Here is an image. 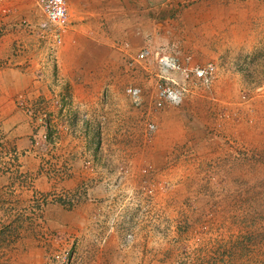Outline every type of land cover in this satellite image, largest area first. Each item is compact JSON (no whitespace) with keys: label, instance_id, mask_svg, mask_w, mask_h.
I'll return each instance as SVG.
<instances>
[{"label":"rangeland","instance_id":"rangeland-1","mask_svg":"<svg viewBox=\"0 0 264 264\" xmlns=\"http://www.w3.org/2000/svg\"><path fill=\"white\" fill-rule=\"evenodd\" d=\"M33 2L38 19L18 26L52 54L75 23L68 13L57 45ZM158 9L157 53L184 69L212 63V81L162 72L154 52L136 61L146 46L117 45L125 121L83 138L60 123L55 97L18 96L27 143L0 123V264H264V0ZM125 21L110 30L124 33ZM160 76L184 83L179 102L157 106ZM128 85L141 89L137 102Z\"/></svg>","mask_w":264,"mask_h":264},{"label":"crops","instance_id":"crops-1","mask_svg":"<svg viewBox=\"0 0 264 264\" xmlns=\"http://www.w3.org/2000/svg\"><path fill=\"white\" fill-rule=\"evenodd\" d=\"M118 1L68 0V13L75 24L52 55L47 46L39 52L32 41L33 29L18 26L21 20L31 23L38 19L40 11L33 0H0V123L10 134L18 135L20 145L27 143L23 134L28 123L18 111L16 99H35L40 90L49 100L55 97L60 123L81 133V138L101 129L103 120L99 130L106 134L114 133L119 122L125 121L121 102L126 100L120 78L117 80V60L122 54L116 46H146L157 55L159 49L155 48L163 36L162 24L155 19L160 0H131L133 5L120 0L121 6ZM126 19L129 26L124 33L110 30ZM51 57L55 60L50 61ZM40 66L45 70L35 80L34 72Z\"/></svg>","mask_w":264,"mask_h":264},{"label":"built area","instance_id":"built-area-1","mask_svg":"<svg viewBox=\"0 0 264 264\" xmlns=\"http://www.w3.org/2000/svg\"><path fill=\"white\" fill-rule=\"evenodd\" d=\"M37 5L42 9L45 19L41 23L43 28L51 31V37L55 44L61 42V35L69 30V16L67 10L66 0H35ZM149 52L147 49H142L136 57V61L144 60L148 56ZM157 60L159 67L162 72L167 70H178L183 75L184 79L193 75L195 80L200 83H209L212 81L214 76V66L212 63L205 64L201 67H195L192 69H184L179 67L180 65L171 58V56L163 53H157ZM161 77V76H160ZM157 106H161L162 102H179L184 93L187 91L184 83L178 82L174 78L162 76L157 82ZM133 102H137L141 89L137 86L128 85L125 89ZM149 129H154L155 125L149 124Z\"/></svg>","mask_w":264,"mask_h":264}]
</instances>
